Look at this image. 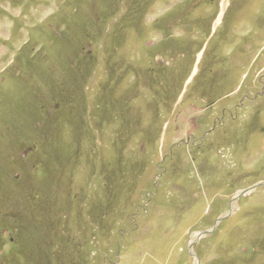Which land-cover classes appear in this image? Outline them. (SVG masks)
Listing matches in <instances>:
<instances>
[{
    "label": "rangeland",
    "instance_id": "1",
    "mask_svg": "<svg viewBox=\"0 0 264 264\" xmlns=\"http://www.w3.org/2000/svg\"><path fill=\"white\" fill-rule=\"evenodd\" d=\"M262 181L264 0H0V264H264Z\"/></svg>",
    "mask_w": 264,
    "mask_h": 264
},
{
    "label": "flooded vegetation",
    "instance_id": "2",
    "mask_svg": "<svg viewBox=\"0 0 264 264\" xmlns=\"http://www.w3.org/2000/svg\"><path fill=\"white\" fill-rule=\"evenodd\" d=\"M201 58V57H200ZM232 93V92H231ZM259 93H261V92H258L255 96H253L254 98L255 97H257V96H259ZM259 97H261V96H259ZM204 98V97H203ZM203 98L202 99H200V100H202L204 103H205V101L203 100ZM246 98H248L247 96H241L239 99V101H238V103H234V104H230V102H227L226 104H225V106H222L221 107V110H220V113H219V115H213V116H211L212 117V125H211V127L212 128H214L215 127V124L219 121V119H221V118H225L226 117V113L228 114V115H230L229 116V118L231 119V120H233L235 117H236V115H235V113H237V111H238V108L239 109H242V108H246L247 107V105L246 104H244L245 103V101H246ZM258 101H260V100H256V99H254L253 100V102H255V103H258ZM217 102H219V100H217L216 101V103ZM215 102H213V103H211V104H214ZM208 107H209V105H206L205 106V108H204V110H207V113H209V109H208ZM201 116H203V115H201ZM206 116H208L207 114H205V116H203V121L205 122V120H207V117ZM205 117V118H204ZM247 118L248 119H246V121H249V119H250V117H248L247 116ZM210 121V120H209ZM245 121V122H246ZM230 122L231 121H226V123H228V124H230ZM206 123V122H205ZM220 123V122H219ZM209 130V129H208ZM206 131L207 133L209 132V131ZM211 131V130H210Z\"/></svg>",
    "mask_w": 264,
    "mask_h": 264
},
{
    "label": "water",
    "instance_id": "3",
    "mask_svg": "<svg viewBox=\"0 0 264 264\" xmlns=\"http://www.w3.org/2000/svg\"><path fill=\"white\" fill-rule=\"evenodd\" d=\"M185 26H186V27H185L186 30H187V31H190L189 28H191L192 26H191L190 24H186ZM258 185H264V181H262V182H260V183H258V184H256V185H254L253 187H256V186H258ZM245 191H246V190H242V191L238 194V196L244 194ZM221 218H222V217H221ZM221 218H220V219H221ZM210 232H211L210 230H204V231L198 233L197 236L195 237V239H194L192 242H190V243L188 244V251H190V248H191L193 242L196 241L197 239H199V237H200L201 234H208V233H210ZM190 254H191V253H190Z\"/></svg>",
    "mask_w": 264,
    "mask_h": 264
}]
</instances>
